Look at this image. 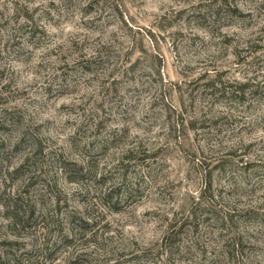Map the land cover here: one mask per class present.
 <instances>
[{"label": "rangeland", "instance_id": "1", "mask_svg": "<svg viewBox=\"0 0 264 264\" xmlns=\"http://www.w3.org/2000/svg\"><path fill=\"white\" fill-rule=\"evenodd\" d=\"M0 264H264V0H0Z\"/></svg>", "mask_w": 264, "mask_h": 264}]
</instances>
